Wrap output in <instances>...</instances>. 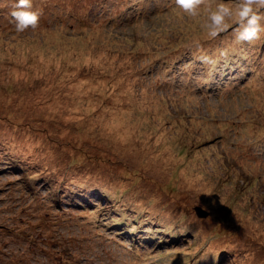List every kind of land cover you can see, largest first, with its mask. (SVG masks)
<instances>
[{
    "label": "rangeland",
    "instance_id": "rangeland-1",
    "mask_svg": "<svg viewBox=\"0 0 264 264\" xmlns=\"http://www.w3.org/2000/svg\"><path fill=\"white\" fill-rule=\"evenodd\" d=\"M217 2L0 0V264H264V35Z\"/></svg>",
    "mask_w": 264,
    "mask_h": 264
},
{
    "label": "clouds",
    "instance_id": "clouds-1",
    "mask_svg": "<svg viewBox=\"0 0 264 264\" xmlns=\"http://www.w3.org/2000/svg\"><path fill=\"white\" fill-rule=\"evenodd\" d=\"M176 8L189 17L200 14L201 0H175ZM207 7V20L204 27L210 38H216L231 27L237 44H252L264 35V0H218ZM15 30L23 33L35 30L41 19V12L33 9V0H15L10 13Z\"/></svg>",
    "mask_w": 264,
    "mask_h": 264
},
{
    "label": "trees",
    "instance_id": "trees-1",
    "mask_svg": "<svg viewBox=\"0 0 264 264\" xmlns=\"http://www.w3.org/2000/svg\"><path fill=\"white\" fill-rule=\"evenodd\" d=\"M88 203L91 204V202H88ZM123 214H124V213H123ZM124 220H125V218H124ZM124 220H123V221H124Z\"/></svg>",
    "mask_w": 264,
    "mask_h": 264
}]
</instances>
